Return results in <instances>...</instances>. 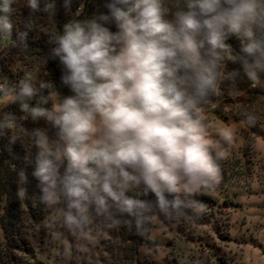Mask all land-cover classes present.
Returning a JSON list of instances; mask_svg holds the SVG:
<instances>
[{
  "label": "clouds",
  "instance_id": "9594fccd",
  "mask_svg": "<svg viewBox=\"0 0 264 264\" xmlns=\"http://www.w3.org/2000/svg\"><path fill=\"white\" fill-rule=\"evenodd\" d=\"M13 4H0V30L7 33ZM28 6L36 9L35 0ZM103 7L107 12L65 23L53 38L58 46L50 55L59 58L60 84L71 94L54 91L30 108L24 98L37 90L24 83L16 97L21 111L43 118L55 136L36 133L41 202L50 206L64 195L82 220L90 197L105 205L101 192L116 199L117 190L143 186L162 201L165 192L213 189V152L222 160L227 149L220 140L210 143L198 115L217 83L216 63L201 49L226 50V41L238 37L253 86L264 72V0H185L170 19L164 0H105ZM50 100V108L41 106ZM220 139L231 145L234 134L222 130Z\"/></svg>",
  "mask_w": 264,
  "mask_h": 264
},
{
  "label": "rangeland",
  "instance_id": "374dc122",
  "mask_svg": "<svg viewBox=\"0 0 264 264\" xmlns=\"http://www.w3.org/2000/svg\"><path fill=\"white\" fill-rule=\"evenodd\" d=\"M17 4L25 7L24 0ZM1 43L0 59L9 60L11 51ZM230 59L236 69L226 74L225 61ZM221 60L212 97L204 103L202 99L198 114L210 143L220 140L227 149L222 160L213 152L219 169L213 189L165 192L166 208L155 207L157 196L145 193L143 186L131 188L147 196L150 205L144 224L134 227L116 211H93L90 206L87 220H82L64 195L56 204L39 208L34 180L14 173L11 189L16 195L29 190V200L43 210L36 228L24 232V246L31 251L15 250L12 255L22 264H264V72L253 86L239 57L227 53ZM11 67L28 68L16 60ZM1 81L0 76L3 90ZM7 93L0 96V113L15 101V94ZM222 130L234 134L231 145L220 139ZM44 132L55 140L50 125ZM69 214L74 221L67 219Z\"/></svg>",
  "mask_w": 264,
  "mask_h": 264
},
{
  "label": "trees",
  "instance_id": "16d2710c",
  "mask_svg": "<svg viewBox=\"0 0 264 264\" xmlns=\"http://www.w3.org/2000/svg\"><path fill=\"white\" fill-rule=\"evenodd\" d=\"M24 1L25 7L21 8L17 4L18 0H14L13 13L9 16L12 23L10 33L0 30V41L11 51L9 60L0 59V76L4 85L0 96L5 95L8 90L17 97L23 84L28 83L37 90L32 99L24 98V102H27L31 108L37 106L41 97H46L54 91L61 96L71 94L67 87L60 84L59 58L52 59L50 55L58 46L54 42V36L62 34L63 25L70 20L90 19L101 12H107V9L103 7L105 0H71L70 7H65V0H35L36 9L28 6L29 0ZM0 4H3V0H0ZM164 6L169 9L166 18L170 19L177 10L184 9L185 0H164ZM226 44L228 45L226 50L213 49L206 44L201 49L203 57L214 60L216 64H223L221 59L227 53L236 57L246 56L241 51L240 38L232 36ZM15 60L28 68L13 69L11 66ZM232 61V59L225 61L226 74L236 69L231 65ZM37 68L39 70L35 71ZM34 74L36 79L32 78ZM42 83L47 84L48 87L41 88ZM211 90L209 89L206 97L202 98L203 103L204 100L212 97ZM20 103L21 101L15 98V101L9 107L3 108L0 113V258L2 264H22V261H19L12 253L15 250L26 253L31 251L30 247L24 246L23 237L27 234L24 232L26 229L36 228L35 224H38L41 218L40 212L43 210L39 208H43L44 205L43 202L37 203L39 204L37 208V205L29 200V190L23 189L25 194L19 197L10 186L11 176L14 173H23V176L32 178L36 183L35 195L39 200L43 196L41 188L38 187L39 180L33 173L39 167L37 160L39 149L35 145V140L38 139L36 133L44 132V126L47 123L40 117L33 120L29 113L21 111ZM41 106L50 108L52 101ZM63 172L64 168L61 167L60 173L63 174ZM102 196L105 197V205L91 202V210L104 212L111 209L119 215L126 216L134 227H141L144 224L143 217L150 212L148 197L143 194H136L130 190L121 194L117 190L116 199L104 193ZM129 199L131 200L130 208L125 202ZM154 206L168 208L164 197L162 201L158 197L155 198Z\"/></svg>",
  "mask_w": 264,
  "mask_h": 264
},
{
  "label": "built area",
  "instance_id": "2783aa9c",
  "mask_svg": "<svg viewBox=\"0 0 264 264\" xmlns=\"http://www.w3.org/2000/svg\"><path fill=\"white\" fill-rule=\"evenodd\" d=\"M2 45L1 41H0V46ZM0 101H2V99L0 98Z\"/></svg>",
  "mask_w": 264,
  "mask_h": 264
}]
</instances>
